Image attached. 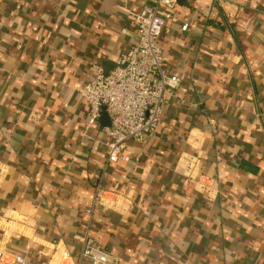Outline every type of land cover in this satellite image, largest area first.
I'll return each instance as SVG.
<instances>
[{"label": "crops", "instance_id": "crops-1", "mask_svg": "<svg viewBox=\"0 0 264 264\" xmlns=\"http://www.w3.org/2000/svg\"><path fill=\"white\" fill-rule=\"evenodd\" d=\"M151 2L0 0L8 259L90 264L77 235L111 121L104 110L88 122L80 89L94 64L117 66L136 40L133 12ZM159 42L181 83L158 128L110 164L92 233L119 264H264V0H177Z\"/></svg>", "mask_w": 264, "mask_h": 264}, {"label": "built area", "instance_id": "built-area-1", "mask_svg": "<svg viewBox=\"0 0 264 264\" xmlns=\"http://www.w3.org/2000/svg\"><path fill=\"white\" fill-rule=\"evenodd\" d=\"M177 0H152L133 12L136 40L110 71L93 65L92 78L80 89L89 111V123H96L105 110L110 117L106 127L110 141L106 149V162L98 177L93 203L86 210V227L77 235L81 241L80 259L90 264H119L92 233L93 218L98 205L103 203L104 179L110 164L127 161V145L131 140L144 141L159 124L168 93L177 90L181 83L178 74L166 68V59L160 37L167 20L175 14ZM188 23L182 28L187 29ZM189 176L185 186H189ZM202 181V176L200 177ZM205 192L210 185L205 183ZM0 244V264H35L24 257L13 255L10 259Z\"/></svg>", "mask_w": 264, "mask_h": 264}]
</instances>
